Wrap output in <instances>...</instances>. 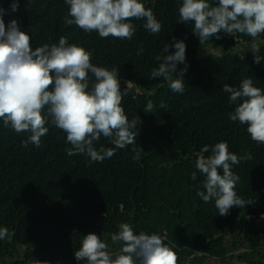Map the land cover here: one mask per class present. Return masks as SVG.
I'll return each instance as SVG.
<instances>
[{"label":"trees","instance_id":"obj_1","mask_svg":"<svg viewBox=\"0 0 264 264\" xmlns=\"http://www.w3.org/2000/svg\"><path fill=\"white\" fill-rule=\"evenodd\" d=\"M11 2L0 0L8 10L5 23L16 19L29 33L33 49L65 36L69 43L90 50L92 63L116 68L121 89L132 81L122 106L129 119L136 115L142 122L135 147L143 152L139 161L132 159V145L117 149L102 162H90L83 154L69 156L72 145L66 134L50 123L42 146L30 144L26 149L21 141L29 134H17L0 121V227L14 232L10 240H0V264H86L74 258L82 236L95 233L111 241L110 234L118 231L121 222L130 223L137 234L161 235L174 246L177 264L199 254L224 260L232 251L246 264H264V144L251 140L246 125L229 119L235 105L223 91L225 83L238 87L249 76L264 90V44L259 64L245 49L249 37L222 32L221 39L211 37L199 44L191 24L178 21L182 0H144L162 31L151 34L143 20L134 19L131 40L101 38L96 32L66 25L65 0H20L15 12ZM174 40L186 44L182 94L172 92L163 78H150L152 68L158 67L155 56L163 54L166 43L174 51ZM207 47L220 53L202 56ZM138 48L144 50L140 55ZM149 100L152 113L144 111ZM219 141H226L229 151L238 156L252 157L232 170L240 177L237 193L253 203L242 209L233 206L226 216L218 213L214 201L206 203L197 195L204 177L195 167L196 153ZM95 144L114 147L103 136ZM193 172L196 180L191 179ZM233 226L240 240L227 239L226 231ZM17 246L23 252L15 258ZM118 250L119 244L111 252Z\"/></svg>","mask_w":264,"mask_h":264},{"label":"clouds","instance_id":"obj_2","mask_svg":"<svg viewBox=\"0 0 264 264\" xmlns=\"http://www.w3.org/2000/svg\"><path fill=\"white\" fill-rule=\"evenodd\" d=\"M20 0H12L10 9L15 12ZM155 0H152L154 3ZM68 11L66 25H75L85 33L96 32L101 38L113 37L131 40L136 32L135 20H143V27L151 34L159 35L162 24L144 0H65ZM6 9L0 6V121L3 127L17 134L28 133L21 146H42L41 138L48 132L47 124L66 134L69 156L83 154L90 162H102L111 158L117 149L132 145L133 160L139 161L143 150L136 148L139 125L138 116L129 119L122 106L123 98L133 87L126 81L121 89L118 70L92 63V53L83 45L69 43L61 36L56 43H44L33 49L29 33L21 30L16 19L5 23ZM178 21L191 24L199 44L211 37L221 39V33L251 38L245 49L253 54V62L261 63L260 45L264 44V0H182L178 8ZM174 51L165 44L162 55L155 60L158 67L151 70L150 78H163L172 92L183 93V75L187 71L186 44L174 40ZM238 57L243 59L244 50ZM143 48L137 49V55ZM183 64V68H177ZM89 74H91V79ZM253 77L243 78L238 87L227 83L223 91L229 94L234 110L229 113L232 122L246 125L252 141L264 144V90L253 83ZM149 100L144 108L152 113ZM161 107H166L161 105ZM105 137L114 147L98 148L95 142ZM207 153V155H205ZM251 154L238 156L229 151L226 141L204 145L196 153L195 167L203 175L202 190L197 195L204 202L214 201L221 216L229 214L233 207L244 208L253 203L236 191L239 175L233 165L251 159ZM193 172L191 179L196 180ZM14 232L0 227V240H10ZM119 250L111 252L109 244L100 235L88 233L82 236L74 258L86 264H177L174 246L165 243L157 233L139 234L130 223L121 222L118 231L110 234ZM46 264L48 262L46 261Z\"/></svg>","mask_w":264,"mask_h":264},{"label":"rangeland","instance_id":"obj_3","mask_svg":"<svg viewBox=\"0 0 264 264\" xmlns=\"http://www.w3.org/2000/svg\"><path fill=\"white\" fill-rule=\"evenodd\" d=\"M239 47L240 46H237L236 48H239ZM209 53L219 54L220 53V49L214 50V49H212L210 47H207L201 52V55L205 56V55H207ZM118 77H120L119 74H118ZM121 80H124V78H121ZM226 237H227V239L229 241H231L233 239L240 240L241 239V234L239 233L238 228L236 226H233L232 228H230V229H228L226 231ZM106 242L110 246L109 247L110 251L111 250H115L117 248V246H118V244H113L112 241H106ZM16 249H17V251H16V253L14 255L15 258L19 254L21 255L22 252H23V248L20 247V246H17ZM183 264H246V263L244 262V260H242L241 258H239L237 256V252L236 251H232L230 253V255L224 260L215 259V258H208V257H201V255L199 254L196 257H189V258L184 259V263Z\"/></svg>","mask_w":264,"mask_h":264},{"label":"water","instance_id":"obj_4","mask_svg":"<svg viewBox=\"0 0 264 264\" xmlns=\"http://www.w3.org/2000/svg\"><path fill=\"white\" fill-rule=\"evenodd\" d=\"M263 44L260 45V47L262 46Z\"/></svg>","mask_w":264,"mask_h":264}]
</instances>
